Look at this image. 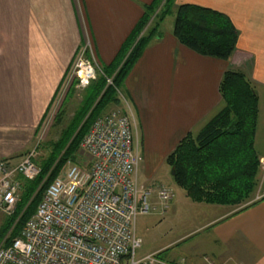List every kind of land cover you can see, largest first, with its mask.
Listing matches in <instances>:
<instances>
[{"label": "crops", "instance_id": "1", "mask_svg": "<svg viewBox=\"0 0 264 264\" xmlns=\"http://www.w3.org/2000/svg\"><path fill=\"white\" fill-rule=\"evenodd\" d=\"M155 1L0 0V160L17 163L15 156L33 146L85 40L92 41L102 67L119 63L120 68L132 49L123 48ZM174 2L221 11L240 34L236 51L223 60L191 50L161 24L162 37L143 50L122 88L138 111L144 148L153 158L154 153L167 158L185 135L197 134L224 106L220 83L230 66L264 86V0ZM152 171L147 167L139 182L154 181ZM257 194L245 206L175 197L161 214L171 207L175 214L186 213L181 232L145 245L146 233L137 222L143 240L138 257L161 253L162 264H264V197Z\"/></svg>", "mask_w": 264, "mask_h": 264}, {"label": "built area", "instance_id": "2", "mask_svg": "<svg viewBox=\"0 0 264 264\" xmlns=\"http://www.w3.org/2000/svg\"><path fill=\"white\" fill-rule=\"evenodd\" d=\"M102 68L92 41L86 39L60 91L87 87L103 73ZM128 108L129 113L117 108L93 122L81 143L90 162L81 165L68 160L21 234L0 243V264L162 263L157 254L137 257L143 240L136 233V223L139 215L157 210V201L164 212L175 192L164 185L153 188L139 182L142 156L135 117ZM36 148L17 163L0 160V211L15 212L20 177L33 180L40 174Z\"/></svg>", "mask_w": 264, "mask_h": 264}, {"label": "trees", "instance_id": "3", "mask_svg": "<svg viewBox=\"0 0 264 264\" xmlns=\"http://www.w3.org/2000/svg\"><path fill=\"white\" fill-rule=\"evenodd\" d=\"M161 1L156 0L146 7L145 14L123 48L127 51L132 47L120 68L119 63L103 66V73L88 85L92 91L81 115L93 106L96 110L109 103L121 102L119 91L131 68L143 50L163 35L161 24L171 13L169 6L173 0H166L164 9L157 12L151 21ZM173 34L183 45L201 55L229 60L237 49L240 33L227 14L210 7L184 3L177 6ZM220 92L224 106L197 134L189 132L185 135L167 156L166 162L171 166L174 181L193 201L236 205L251 198L257 185L261 164V156L255 148L259 95L246 73L231 66L223 74ZM78 145L75 138L60 156L54 149L37 178L20 177V191L24 193L14 214L7 217L0 227V243H8L21 234L27 220L35 214L46 188L59 175L64 164L74 158ZM56 146L58 150L63 149L61 143ZM41 180L44 182L38 191Z\"/></svg>", "mask_w": 264, "mask_h": 264}, {"label": "rangeland", "instance_id": "4", "mask_svg": "<svg viewBox=\"0 0 264 264\" xmlns=\"http://www.w3.org/2000/svg\"><path fill=\"white\" fill-rule=\"evenodd\" d=\"M165 1L166 0H162L161 3L158 5L157 8L159 9L153 14L151 21L154 20V17L156 16L157 12L162 11L164 9L163 4ZM169 10L171 11V13L167 15L164 19V22H162V29H168V28L173 29L174 27V22L177 12V5L175 4L174 0L173 2L170 3ZM253 86L255 87V89H257L260 98L259 100L260 111H259V120H258L255 146L260 156H262L261 164L257 174L258 176L256 177L257 185L255 187L253 194L258 193L257 194L258 198H262L264 197V86L259 84H254ZM91 91H92L91 86L89 87L87 86L85 88H79L73 86L69 88V90H66V92H62L59 90L53 104L51 105V108L47 112L41 125L36 129L33 146H30L29 148L23 150L21 153L17 154V156H15L16 160L20 161V159H22L29 151L37 147L36 148L37 163L38 165H40L42 169L44 162L51 157L54 149L57 152L58 156H60L62 151H64V149H66L68 145L71 142H73V140H75L76 138L78 139L79 147H77V150L74 152L75 156H73L74 158H71V160L78 162L81 165H87L91 159L89 155L83 150L81 142L83 141L82 139H84V137L92 127L91 123L93 122L94 117L102 116L117 108H122L124 110H127V113H129L130 109L128 107H130L135 117L134 119L136 122V133H137L136 137L139 142L140 152L142 156V160L139 165V170H140L139 181L140 182L145 181L144 173L147 171V167H150L151 170H153L152 172H154L153 174L154 181L149 182L147 184L145 183L146 185H150L153 188L164 185L174 190L175 197H177L178 200L183 198L184 199L188 198L189 196L187 195L185 189L180 187L174 181L172 176L171 166L166 162V154L161 153L160 156L159 153H154L155 158H153L152 155L150 156L145 151L142 131L139 125L140 116L138 114L136 107L133 105L130 98L127 97L123 89H121L122 93L119 94L121 98V102L119 104L109 103L106 104V106H102L101 109H96V110L95 109L93 110L94 106L92 105L93 107L89 108L84 115H81V112L84 110L83 107L87 102V99L90 96ZM58 143H61L63 148L62 150L61 148L60 150L56 148L57 147L56 145ZM149 157L153 159L150 160ZM5 161H10V160L5 159ZM10 162L12 163V161ZM67 165H68V161L66 164H64L59 174H62L65 171ZM43 182L44 180H41V183H39L38 191L42 187ZM23 193H24L23 191H20L18 202L22 198ZM249 199L243 203L236 204L235 206H245L246 204L252 202V200L249 201ZM154 200H156L155 194L151 196V201L153 202ZM187 201H193V200L189 197ZM17 205L16 208L18 207ZM185 207L186 205H182V204L180 205L181 209L183 208L185 209ZM161 209H162L161 205H158L156 211H152L149 214L139 215L137 218L138 224H140L142 230L145 231L146 233L147 239L145 245H151L152 243L159 244L163 240L165 241L172 240L181 232L180 229L182 228L179 224L181 223V220H185L187 218L186 213L179 212V214H175L171 207L168 209L167 213L161 214ZM9 216L11 215L7 214L2 210L0 211V227L5 223V219ZM146 227H149L148 230H146ZM141 249H143V245L140 249H138V253ZM170 250L171 249H169V251ZM138 253H137V257L139 256ZM158 257L161 260L160 256Z\"/></svg>", "mask_w": 264, "mask_h": 264}]
</instances>
